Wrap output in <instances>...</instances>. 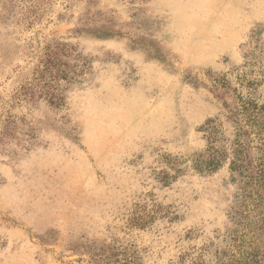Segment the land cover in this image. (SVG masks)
Wrapping results in <instances>:
<instances>
[{"label": "rangeland", "instance_id": "rangeland-1", "mask_svg": "<svg viewBox=\"0 0 264 264\" xmlns=\"http://www.w3.org/2000/svg\"><path fill=\"white\" fill-rule=\"evenodd\" d=\"M48 59L86 64L56 107ZM250 60L264 67V0H0V264L225 257L250 191L226 106L264 101L240 86ZM208 121L228 159L199 172Z\"/></svg>", "mask_w": 264, "mask_h": 264}, {"label": "trees", "instance_id": "trees-1", "mask_svg": "<svg viewBox=\"0 0 264 264\" xmlns=\"http://www.w3.org/2000/svg\"><path fill=\"white\" fill-rule=\"evenodd\" d=\"M58 52L49 59L56 61L59 57H67L70 54L68 50ZM256 52L257 57L263 55L260 49ZM49 59L44 64L41 78L50 83H47L49 90L45 96H49L48 103L56 107L63 99L60 93H55V85L66 86L74 82L86 64H82L81 67L77 65L70 67L66 62L55 63ZM246 65L252 69L250 75L253 77L246 79V75H243L240 86H244L249 94L264 84V67L262 65L256 67V62L251 60ZM255 67L258 70L256 75L253 70ZM213 84L225 88L224 81L214 80ZM234 96V111L226 106L227 118L234 123V151L230 170L243 176L245 187L250 191H244L242 194L240 208L236 213L232 249L216 264H264V101L261 102L249 95ZM203 131L207 147L202 153L195 155L191 162L194 170L211 172L217 170L228 158L226 151L220 146L218 123L208 121ZM130 225L141 229L146 225V221L143 217H133ZM120 255L121 258L114 257L115 255H97L87 264H136L134 256L123 253ZM190 264L207 263L202 257H197L192 259Z\"/></svg>", "mask_w": 264, "mask_h": 264}]
</instances>
